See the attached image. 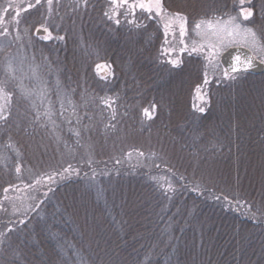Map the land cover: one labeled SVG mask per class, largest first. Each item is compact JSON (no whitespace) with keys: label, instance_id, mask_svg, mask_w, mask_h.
<instances>
[{"label":"trees","instance_id":"1","mask_svg":"<svg viewBox=\"0 0 264 264\" xmlns=\"http://www.w3.org/2000/svg\"><path fill=\"white\" fill-rule=\"evenodd\" d=\"M82 1L59 5L49 41L33 34L42 23L33 12L16 26L45 56L27 80L45 102H32L27 81L6 72L12 27L0 36V84L12 97L0 99L8 117L0 120V264H264V73L225 80L217 66L201 113L195 88L210 70L201 57L173 68L152 17L114 24L103 0ZM240 8L239 0L164 1L166 14L187 16L191 39L196 23ZM183 71L192 75L190 98L163 100L162 85ZM154 104L148 119L143 110ZM125 122L175 136L174 155L128 139ZM57 171L63 178L48 181Z\"/></svg>","mask_w":264,"mask_h":264},{"label":"rangeland","instance_id":"2","mask_svg":"<svg viewBox=\"0 0 264 264\" xmlns=\"http://www.w3.org/2000/svg\"><path fill=\"white\" fill-rule=\"evenodd\" d=\"M21 3H23L25 0H19ZM67 0H53V4L51 6V10L49 9V5L47 4V0H41V3L39 5H35V0H26V2L28 4H33L34 7L30 8L28 11H24V9L26 7H21L19 6V8H15V7H8V6H2L1 10V14H0V18H3V20L5 21L4 26L7 27H12L13 33L15 36L14 37V41L16 42L15 44H13V48L15 50V52H13V54H11L10 59L8 60V65L9 62H11L12 68H13V74L17 75L18 79H21L24 81H27L28 79L32 81V78L35 77L36 73H38V69L41 65V62L44 61L45 56L41 54V52H37L34 51L33 49V41L31 40V38H29L28 33L26 32V30H24L22 32V37L19 38V35L16 36V25H14L11 22V17L15 16V13L17 10L20 11L21 15L23 13H30L33 12V14L37 15L36 18H38L39 20H42L41 26L48 28L49 25H51L53 28H57L58 23L57 22H53V16L54 14L56 15L57 13V17L59 16L60 10H59V5L61 3H65ZM69 1V0H68ZM72 6L70 7V9L75 5L78 9L83 8V3L84 1L82 0H72ZM164 1L166 0H162V4L164 6ZM10 3H14V0H9ZM132 2V0H130V3ZM102 3H104L103 9L108 11V18L109 16L111 17V22H113L114 24H122V25H131L133 23V21L137 18L142 19L141 18V14L143 15L142 17L144 18L142 21L144 20H149L151 17L154 21H156L160 26H162L161 30H162V44L160 47V56L163 59L164 62L169 63L170 60L173 59H179L181 62L182 60L188 59L192 56H199L201 57V60L203 61V65L204 68H209L210 70L207 72V70L204 72L203 78L205 76V73H207V77L208 79L211 80V75L214 73V70L217 68V66L219 65V55L225 51L226 49L230 48V47H244L241 46L240 44H234L232 46L223 48L220 52L219 55L216 56L214 58V60L212 61V63H209L208 60L205 59L204 53L201 52L199 54L197 53H192L189 54L188 51H182V49L185 48V46H187L188 49H191L194 45L196 47L199 48V46L201 44L207 45L209 43H218L215 39V37L211 36V35H203V33L208 32V29L206 27H202L200 30V33H202L201 35H198L197 38L199 39H191L188 31L186 30V33L184 35L183 38H181L180 36V29L179 27V23L178 22H172L171 27L167 30V34L165 32V23H168V19L167 16H171L170 14H167V16L162 19L159 16H156L155 13H152L151 15H149L146 12L141 11L140 9H136L135 13L133 14L129 9L128 6H122V7H117L114 6L112 4V0H103ZM171 4L173 5V3L171 2ZM9 5V3L7 4ZM239 6H241L240 4V0H239ZM244 7H247L248 5H243ZM107 7V8H106ZM7 8L8 11L4 12V9ZM169 9H180V10H186L187 8L185 7H179V6H174L171 7ZM72 12V10L70 11ZM19 17V19H21V16ZM109 20V21H110ZM117 21L119 23H117ZM75 22L71 23V27H74ZM38 26L35 29H33V34L36 32L37 28H41L42 27ZM10 29V28H9ZM178 32V33H177ZM36 37V36H35ZM42 35H39L37 37V40H39V42H43V41H49V40H44L41 38ZM77 39L79 38L78 35L76 36ZM183 39V43H181V40ZM188 44H187V42ZM18 43V45H17ZM247 50H249L247 47H244ZM264 51H260V50H256L251 52L252 55L258 60L260 61L261 59H264ZM165 63V65H166ZM7 65V66H8ZM171 65V64H170ZM172 66V65H171ZM33 69H35V75H33ZM104 71H107V69L104 67L103 70H101L99 72L100 76L104 73ZM189 71V70H187ZM187 71H183L184 73H180L177 76H173L170 77L167 81H165V83L162 85V90H161V96L163 100H171L172 102L175 99H179L178 94L181 95V93H185L186 95H189L190 98V88H191V83H192V78L190 76V74ZM212 71V72H211ZM211 72V73H210ZM264 73V72H263ZM262 73V74H263ZM107 80H111V78H108ZM201 88V94L204 95V101H206V103L204 101H202L201 99L197 98L195 100L194 104V108L199 109L202 106H204V104H207V98H206V85H204V83L199 86ZM197 88V87H196ZM195 88V89H196ZM27 90L29 93H31L30 95V99L32 102H45V96L41 95V89L34 85V84H30L27 81ZM174 104V102H173ZM152 108L149 110L151 111ZM155 112H152V116L154 117ZM170 114V113H169ZM166 117L167 121H172L174 119V112H171V114ZM131 124L128 122H125V136L130 139H134L137 140L138 142H141L142 147H148L151 149H157L159 151H164V152H170L168 153L169 155L171 154L174 155L173 151L177 150V144L174 143V137H172L169 134H163L162 131H160V129L157 128L156 124H152L153 127H139V128H132L130 126ZM151 126V125H150ZM148 128L145 132V129ZM172 133V132H171ZM172 152V153H171ZM167 159H172V157H168Z\"/></svg>","mask_w":264,"mask_h":264},{"label":"snow or ice","instance_id":"3","mask_svg":"<svg viewBox=\"0 0 264 264\" xmlns=\"http://www.w3.org/2000/svg\"><path fill=\"white\" fill-rule=\"evenodd\" d=\"M41 3V0H35V5H39ZM47 4L49 5V9L51 10V6L53 4V0H47ZM112 4L117 7H122L127 5L128 9L134 14L135 10L138 8L143 12L148 13L151 15L152 13H155L156 16L161 17L164 19L167 14L165 13L164 6L162 4V0H132L130 3V0H112ZM241 8L239 10L238 15H228L227 19H221L219 17H214L212 19L207 20H201L200 22L195 24V29L200 30L202 27H206L208 29V32L203 33V35H211L215 37L216 41L218 43H209L207 45L201 44L198 47L195 45L188 49L187 46H185L182 51H188L189 54L192 53H204L205 59L209 61V63H212L214 58L219 55V52L226 47L232 46L234 44H240L241 46L247 47L250 52L260 50L264 51V45L261 44V38H264V0H240ZM248 5L247 7H244L243 5ZM16 7L19 8L18 5H13L12 3H9L8 7ZM34 7L33 4H28L27 7L24 9V11H28L30 8ZM8 9L5 8L4 12H7ZM21 13L19 10L16 11L15 16L11 17V22L18 26L20 23V17ZM107 16L108 13H105ZM109 19L111 17L109 16ZM168 23H165V32L167 34V30L171 27L172 22H178L179 23V29H180V36L181 38L184 37L186 33V25H187V16L181 14L179 11L174 12L171 16H167ZM247 22V23H245ZM117 23H119L117 21ZM5 21L3 18H0V36H8L10 34V29L7 26H4ZM42 27L43 35L42 39L49 40L52 38V33L49 31L48 28ZM18 30V28H17ZM37 34L39 35L41 33V28L36 29ZM199 31H197V35H201ZM60 39H63V37H60ZM181 43H183V39L181 40ZM254 60L255 57L252 55L241 57L240 55H235L233 57L231 65L224 70L223 72V79L225 80H232L235 81L239 77L243 76L244 74L248 73L250 70L254 67ZM169 63L173 66V68H182V62L179 59L170 60ZM260 63L264 64V59L260 60ZM97 67H100L99 65ZM110 69V66H108ZM6 72L11 74L13 72V68L11 65V62H9V65L6 68ZM33 75H35V69H33ZM108 75H114L111 70H109ZM108 75L104 77L105 80H107ZM209 79L207 77V73H205L204 76V85H207L209 83ZM196 93L199 99L204 101V95L201 94V88L198 86L196 88ZM40 94L43 96L45 95V90L41 89ZM28 95H31V93H28ZM0 99H3L6 102H11V94L4 91V84H0ZM206 103V101H204ZM112 103L114 101H110L108 99L104 100V104L106 107L111 108ZM157 105H152V110L149 111V109H144L143 114L148 119H152V112L156 111ZM201 113L204 112V108L201 107L198 109ZM8 117L4 114V105L0 104V120L7 121ZM79 135V133H77ZM143 155V153H141ZM69 170H73L72 166L69 165V168L64 169V172H69ZM16 172H20V168L16 167ZM78 174V173H77ZM47 176L48 181L55 182V176L60 175L63 178V174L60 172H55L52 174L45 173ZM36 183H40V180H37ZM171 186H169L170 189ZM7 191V189H5ZM49 191H51V188H49ZM165 196H167V192L163 193ZM45 196H47V193H45ZM219 199V197H217ZM39 207V205H37ZM259 211V210H258ZM20 223H24V221H20ZM9 232L12 231V229L8 230ZM2 235V234H0ZM6 238V237H5ZM3 241L0 240V243Z\"/></svg>","mask_w":264,"mask_h":264},{"label":"water","instance_id":"4","mask_svg":"<svg viewBox=\"0 0 264 264\" xmlns=\"http://www.w3.org/2000/svg\"><path fill=\"white\" fill-rule=\"evenodd\" d=\"M35 35L36 36L43 35V31L41 30V33L39 35L37 34V32H35ZM235 55H240L241 57H245L252 55V53L244 47H230L226 49L219 55L218 58L219 65L222 68L223 72L231 65L233 57ZM263 72H264V64L260 63V61H258L255 58L254 67L248 73L253 75H261Z\"/></svg>","mask_w":264,"mask_h":264}]
</instances>
